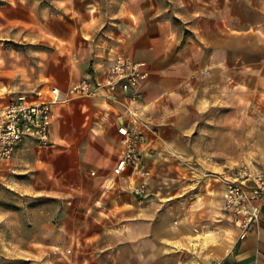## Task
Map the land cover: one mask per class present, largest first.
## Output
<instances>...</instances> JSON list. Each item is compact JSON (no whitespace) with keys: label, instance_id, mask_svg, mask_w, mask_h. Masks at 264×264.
Returning <instances> with one entry per match:
<instances>
[{"label":"crops","instance_id":"1","mask_svg":"<svg viewBox=\"0 0 264 264\" xmlns=\"http://www.w3.org/2000/svg\"><path fill=\"white\" fill-rule=\"evenodd\" d=\"M90 2L0 0V110L21 97L43 100L50 86L103 82L117 54L145 62L135 107L150 193L139 199L132 177L113 175L124 151L119 116L129 115L105 87L56 105L53 143H27L0 161V187L62 198L66 228L82 233L74 237L83 264H264V205L260 222L241 237L224 209L221 176L203 175L193 136L215 110L236 102L247 115L263 96L264 0H125L104 41L95 40L101 27ZM77 14L83 45L73 40ZM12 42L28 45L32 56ZM77 50L81 59L66 56Z\"/></svg>","mask_w":264,"mask_h":264},{"label":"rangeland","instance_id":"2","mask_svg":"<svg viewBox=\"0 0 264 264\" xmlns=\"http://www.w3.org/2000/svg\"><path fill=\"white\" fill-rule=\"evenodd\" d=\"M90 1L93 5L91 13L96 19L99 17L101 27L95 40H110L111 37L105 38L102 33L111 25L112 16L124 7L125 0ZM169 2L175 14V2ZM71 22L76 34L73 40L83 45V20H79L77 14ZM183 31L184 34L188 32L186 29ZM44 45L39 43L41 51ZM8 46L32 56V52H27L30 49L26 44L12 42ZM82 55L80 50L76 54L66 53L72 59H81ZM66 56L60 54L67 64ZM253 101L247 107V115L244 110L240 113L236 102L230 110L227 107L215 110L193 134L197 142L195 158L202 162L199 167L204 176L218 178L223 175L225 167L241 164L264 169V94ZM215 182L220 184L219 180ZM62 201V198L24 196L7 187H0V264H83L79 258L82 246L74 237L82 233L66 228L64 221L67 213Z\"/></svg>","mask_w":264,"mask_h":264},{"label":"built area","instance_id":"3","mask_svg":"<svg viewBox=\"0 0 264 264\" xmlns=\"http://www.w3.org/2000/svg\"><path fill=\"white\" fill-rule=\"evenodd\" d=\"M112 61L103 82L83 78L68 90L50 86L43 100L28 101L21 97L0 110V161L12 160L27 143L39 147L50 146L53 143L55 106L68 102L72 96L95 95L105 87L111 92L112 101L120 103L129 115L127 118L119 116L121 121L117 134L124 151L113 168V175L116 178L132 177L135 180L131 188L133 195L139 199L147 198L151 170L140 147L146 142V137L140 129L141 122L135 106L143 98L141 86L148 77V71L145 62L122 54L115 55ZM91 175L95 176L96 172H91ZM221 179L225 186L224 209L240 229L241 237L246 236L261 220L264 169L248 164L227 166ZM113 186L109 182L105 189Z\"/></svg>","mask_w":264,"mask_h":264}]
</instances>
